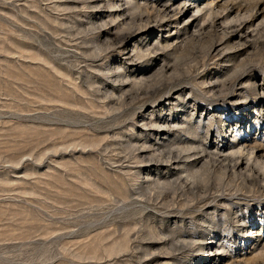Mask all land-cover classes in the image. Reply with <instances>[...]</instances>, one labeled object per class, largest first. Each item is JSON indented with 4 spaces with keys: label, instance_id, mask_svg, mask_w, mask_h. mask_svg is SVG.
<instances>
[{
    "label": "rangeland",
    "instance_id": "1",
    "mask_svg": "<svg viewBox=\"0 0 264 264\" xmlns=\"http://www.w3.org/2000/svg\"><path fill=\"white\" fill-rule=\"evenodd\" d=\"M82 1L0 0V264H264V0Z\"/></svg>",
    "mask_w": 264,
    "mask_h": 264
},
{
    "label": "bare ground",
    "instance_id": "2",
    "mask_svg": "<svg viewBox=\"0 0 264 264\" xmlns=\"http://www.w3.org/2000/svg\"><path fill=\"white\" fill-rule=\"evenodd\" d=\"M84 1V0H83ZM82 1V2H83ZM89 1V0H88ZM72 2H74V1H72ZM78 2V1H77ZM81 2V1H80ZM92 2H94V1H91V3ZM137 2L138 1H135V5L137 4ZM103 3H105V4H108L109 6H110V8H116L117 7V4H116V2H115V0H95V2H94V4H96V5H101V4H103ZM90 4V3H89ZM65 6H66V4H65ZM137 6V5H136ZM76 7H77V5H76ZM97 8V7H96ZM162 10H160V12H161V14H162V16L165 18V20L164 21H162L160 24H164V23H166V21H169L170 23H172V24H180V19L181 20H183V19H185L186 18V14L185 15H183V16H181V14H182V9L180 8V6L179 7H177V8H175L174 7V5L172 4V5H170V6H165V7H163V8H161ZM157 10V9H156ZM197 10L198 11H200L201 9L200 8H197ZM206 13H208V14H213L214 12H215V9L213 8V6H212V3L210 2V3H207V7H206ZM111 12H113V11H111ZM159 13V12H158ZM161 14H159V15H161ZM115 16H117V15H112L111 17H109L110 19H111V21L112 22H114V20H116L115 19ZM181 16V17H180ZM161 18V17H160ZM109 19V20H110ZM142 22V21H141ZM97 25V24H96ZM161 25V26H162ZM94 26V25H93ZM94 27H96V26H94ZM99 29V28H98ZM135 29V28H134ZM140 29H142V27L140 28ZM127 31H130V30H127ZM132 32V31H131ZM120 34V33H119ZM122 34V33H121ZM123 34H125L124 32H123ZM135 34V33H134ZM132 36H133V33H130V32H128V33H126L122 38V41H121V43H124L125 41H127V40H130L131 38H132ZM123 45V44H122ZM99 50V49H98ZM154 128V127H153ZM146 149V151H147V148H145ZM156 151V150H155ZM155 151H154V154H155ZM146 153V152H145ZM148 153H149V150H148ZM151 154H152V152H150ZM149 153V156L151 155ZM153 154V155H154ZM161 155H162V153H161ZM155 156H158V155H155ZM154 156V157H155ZM160 156V155H159ZM150 157H153L152 155L150 156ZM149 157V158H150ZM188 158V157H187ZM148 159V156H147V158H145V160H147ZM152 159V158H151ZM151 159L149 160V161H151ZM154 159H157V157H155ZM158 159H159V157H158ZM163 159V158H162ZM174 159H177V161H178V157H173L171 160L169 159L168 160V163H165V164H169V163H172V161L174 160ZM160 161H162L161 160V158L159 159ZM152 161H153V159H152ZM158 161V160H157ZM159 162V161H158ZM165 162H167V160L165 161ZM147 163H149V162H147ZM160 163V162H159ZM162 163V162H161ZM153 164V163H152ZM240 163H238V165H239ZM159 165V164H158ZM238 165H237V167H238ZM162 167H163V165H162ZM211 167V166H210ZM236 167V168H237ZM206 168H207V166H206ZM194 175H198V174H200V172H198V171H196L195 173H193ZM190 176H192V174H190ZM146 180H148V178L146 179ZM149 180H150V177H149ZM150 182V181H149ZM153 183V182H152ZM152 183H150V184H152ZM146 184H147V181H146ZM154 184V183H153ZM152 184V185H153ZM155 199V198H154Z\"/></svg>",
    "mask_w": 264,
    "mask_h": 264
}]
</instances>
